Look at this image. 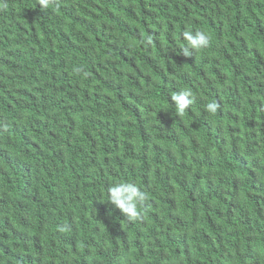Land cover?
Returning <instances> with one entry per match:
<instances>
[{
  "label": "trees",
  "instance_id": "16d2710c",
  "mask_svg": "<svg viewBox=\"0 0 264 264\" xmlns=\"http://www.w3.org/2000/svg\"><path fill=\"white\" fill-rule=\"evenodd\" d=\"M0 264H264V0H0Z\"/></svg>",
  "mask_w": 264,
  "mask_h": 264
},
{
  "label": "clouds",
  "instance_id": "9594fccd",
  "mask_svg": "<svg viewBox=\"0 0 264 264\" xmlns=\"http://www.w3.org/2000/svg\"><path fill=\"white\" fill-rule=\"evenodd\" d=\"M41 5L44 9L55 5V0H40ZM182 37L185 41V47L181 50V54L185 57L192 56L194 51H200L206 49L210 45V37L203 31H194L192 29H186L182 33ZM171 101L178 114H183L192 103L191 92L187 90H182L171 96ZM207 110L210 112H215L218 105L216 103H209ZM105 151L111 155H117V149L115 147L107 146ZM40 158V155L36 159ZM34 159V160H36ZM33 160V161H34ZM108 173L111 175L112 172L107 169ZM67 180L61 178H51L46 179L36 184L31 183V178H26V188H32L36 191H54L58 187H65ZM31 186V187H28ZM67 187V186H66ZM108 202L113 204L118 208L124 215H126L131 220H138L141 218V205L147 199V193L142 190L136 183L123 181L119 183H112L107 187ZM31 196L27 194L25 196L14 195L11 200L16 203H22ZM67 199V197H65ZM34 211L40 213V208H33ZM119 249L113 250L112 254L115 256Z\"/></svg>",
  "mask_w": 264,
  "mask_h": 264
},
{
  "label": "bare ground",
  "instance_id": "6f19581e",
  "mask_svg": "<svg viewBox=\"0 0 264 264\" xmlns=\"http://www.w3.org/2000/svg\"><path fill=\"white\" fill-rule=\"evenodd\" d=\"M162 174V173H161ZM175 243V242H174Z\"/></svg>",
  "mask_w": 264,
  "mask_h": 264
}]
</instances>
